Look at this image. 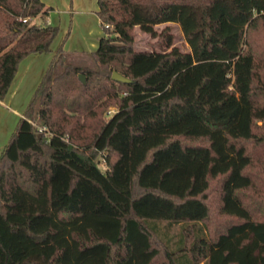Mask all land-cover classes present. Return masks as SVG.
Masks as SVG:
<instances>
[{
    "label": "trees",
    "instance_id": "1",
    "mask_svg": "<svg viewBox=\"0 0 264 264\" xmlns=\"http://www.w3.org/2000/svg\"><path fill=\"white\" fill-rule=\"evenodd\" d=\"M97 4L91 63L59 47L0 151V264H264V0ZM50 10L0 6V101Z\"/></svg>",
    "mask_w": 264,
    "mask_h": 264
},
{
    "label": "crops",
    "instance_id": "2",
    "mask_svg": "<svg viewBox=\"0 0 264 264\" xmlns=\"http://www.w3.org/2000/svg\"><path fill=\"white\" fill-rule=\"evenodd\" d=\"M2 1L7 5L16 2L20 5L22 2V0ZM40 1L51 8L45 17V22L58 26V34L52 41L48 52L30 54L19 62L9 89L0 101V135L3 136L8 135L17 119L22 117L55 51L61 47L70 59L77 60L94 51L103 34L97 15V0ZM67 16H70L69 31L65 25ZM35 18L39 19L38 16L33 19Z\"/></svg>",
    "mask_w": 264,
    "mask_h": 264
},
{
    "label": "rangeland",
    "instance_id": "3",
    "mask_svg": "<svg viewBox=\"0 0 264 264\" xmlns=\"http://www.w3.org/2000/svg\"><path fill=\"white\" fill-rule=\"evenodd\" d=\"M0 6L4 7L7 10H12V9H17L19 7L18 3L16 2L15 4H6L4 1L0 0ZM69 17H66L65 20V25H66V29L67 31H69ZM33 23L39 24L42 23V19H33L32 20ZM167 25L168 27V32L171 35V43L173 46L178 47L180 50L182 51H188V45L184 39L183 33L180 29V26L177 23H167V24H161V25H157L156 26V30L158 32H160L165 26ZM58 34V33H57ZM157 38H153L148 34L142 33L141 31H139L137 28L135 29V43H134V49L137 51H150V50H154V49H159V47H157ZM161 45L164 47V42L161 43ZM70 59V58H68ZM72 60V59H71ZM79 60L78 62H86L88 64H90L91 62L88 61V58L82 56L81 58L77 59ZM115 110L114 106H111L105 113L104 116H109L111 115ZM19 120V118L17 119V121ZM14 124V128L16 126V123ZM14 128L12 129V131L14 130ZM12 131L10 133H8V135H0V146L3 144H6L10 134L12 133ZM4 146V145H3ZM3 146L0 148V150H2ZM97 161V165L101 170H104L106 168V164L104 163L103 159L101 156H98L96 158ZM162 225H164L165 227H163V231L167 233L168 236H173L175 240L177 237V233L180 231V224L178 223H174L172 225L166 226L165 222H161Z\"/></svg>",
    "mask_w": 264,
    "mask_h": 264
},
{
    "label": "water",
    "instance_id": "4",
    "mask_svg": "<svg viewBox=\"0 0 264 264\" xmlns=\"http://www.w3.org/2000/svg\"><path fill=\"white\" fill-rule=\"evenodd\" d=\"M79 80L84 84L85 83V78L83 75H79L78 76ZM111 79L117 82H121V83H127L130 82V80L126 77H124L123 75H121L120 73L113 71L111 74Z\"/></svg>",
    "mask_w": 264,
    "mask_h": 264
},
{
    "label": "built area",
    "instance_id": "5",
    "mask_svg": "<svg viewBox=\"0 0 264 264\" xmlns=\"http://www.w3.org/2000/svg\"><path fill=\"white\" fill-rule=\"evenodd\" d=\"M26 19H23V21H25Z\"/></svg>",
    "mask_w": 264,
    "mask_h": 264
}]
</instances>
